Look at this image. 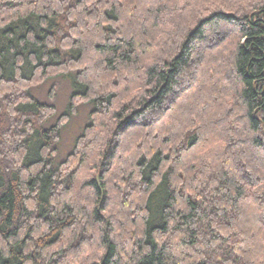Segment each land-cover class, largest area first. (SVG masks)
I'll return each instance as SVG.
<instances>
[{"label": "trees", "instance_id": "1", "mask_svg": "<svg viewBox=\"0 0 264 264\" xmlns=\"http://www.w3.org/2000/svg\"><path fill=\"white\" fill-rule=\"evenodd\" d=\"M0 264H264V0H0Z\"/></svg>", "mask_w": 264, "mask_h": 264}, {"label": "rangeland", "instance_id": "2", "mask_svg": "<svg viewBox=\"0 0 264 264\" xmlns=\"http://www.w3.org/2000/svg\"><path fill=\"white\" fill-rule=\"evenodd\" d=\"M71 84L68 80H56L46 83L32 91V94L40 101L54 105L57 108V115L49 122V126L54 124L63 115L69 105L72 95ZM92 110L90 105L81 106L78 112L71 118L68 126L63 130L56 163L63 162L68 153L74 147L75 140L81 135L84 127L89 123V115Z\"/></svg>", "mask_w": 264, "mask_h": 264}]
</instances>
